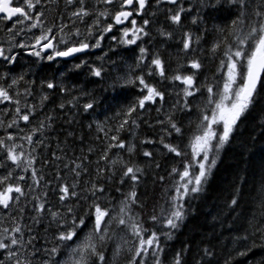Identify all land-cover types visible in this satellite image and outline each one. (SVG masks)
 <instances>
[{
  "label": "snow or ice",
  "instance_id": "1",
  "mask_svg": "<svg viewBox=\"0 0 264 264\" xmlns=\"http://www.w3.org/2000/svg\"><path fill=\"white\" fill-rule=\"evenodd\" d=\"M61 62L88 79L44 76ZM261 105L264 0H0V264H218L207 235L167 249L245 133L259 171L238 153L227 211L258 174L260 219L213 229L235 233L224 264H264ZM150 175L171 181L151 208Z\"/></svg>",
  "mask_w": 264,
  "mask_h": 264
},
{
  "label": "trees",
  "instance_id": "2",
  "mask_svg": "<svg viewBox=\"0 0 264 264\" xmlns=\"http://www.w3.org/2000/svg\"><path fill=\"white\" fill-rule=\"evenodd\" d=\"M174 51L173 48H168L167 51L169 53ZM128 63H132L131 58L128 59ZM175 66V65H173ZM211 67V65H209ZM84 79H88L86 76L77 79V84L79 82L84 81ZM128 90V89H127ZM130 93L125 97L129 101L134 99L132 93H134L135 89H129ZM117 92L121 94L123 97L122 90L117 89ZM113 93L109 91L106 95L111 96ZM171 102V101H170ZM122 106V105H121ZM264 107V105H261ZM112 113L109 112V116ZM153 118L155 117V113L152 114ZM103 119V116H101ZM67 127V125H65ZM255 129L257 135L259 134V129L255 127V125L250 123L249 131ZM243 141L247 143L248 149H242L240 140L233 146V149L227 152V155L222 157L223 162L218 165V169L215 172L214 179L209 186V190L204 194V196L193 203V207L197 209L196 214L189 217V220L185 227L176 235V238L169 242L167 249V258L171 259L172 251L177 250L185 241L193 240L195 243L193 247H197L204 240V236L207 235L208 240H211L215 245V251L217 253L218 264H224V260L228 255V252L231 250L232 245L230 243V239L235 233H229L227 226L217 225L213 229V224L215 221L213 217L219 216L221 220H226L229 215L236 217L238 213H243L245 216H251L253 213H256L257 221L260 219V208L257 203H254L260 193L259 180L260 176L258 174H253L247 176L248 185L244 189V203L241 205V208L238 210V213H229L227 211V201L232 195L233 184L236 181V172H237V164H238V153L240 151H245L246 157H251L253 159L254 167L258 173L259 171V163L261 160V150L259 144H253L251 138L247 133L242 137ZM53 151H55V140H53ZM235 157V158H234ZM162 163H165L162 161ZM166 167L170 168L171 164H166ZM239 167L241 169L247 168L246 164H240ZM159 175H165V171L162 169L158 172ZM171 181H166L165 185L152 183V177L149 176V183L145 188L141 189L142 195L147 199V203L149 208H151L154 202L163 203L160 199L161 196L165 195V187L170 184ZM255 188V190H254ZM115 194V193H114ZM243 222V221H241ZM229 224L233 223L232 220L228 221ZM195 255V252H193ZM191 260V257H189Z\"/></svg>",
  "mask_w": 264,
  "mask_h": 264
},
{
  "label": "flooded vegetation",
  "instance_id": "3",
  "mask_svg": "<svg viewBox=\"0 0 264 264\" xmlns=\"http://www.w3.org/2000/svg\"><path fill=\"white\" fill-rule=\"evenodd\" d=\"M108 43H110V41L106 40L104 51L107 50ZM97 53H99V55H103V51L97 50L96 52L92 53L90 56L86 58L89 59V61L91 60V62L93 63L99 64L100 61L97 59ZM75 62L77 61L74 59L72 63H75ZM63 65H64V62H61L59 67H57L55 64L50 67L46 66L44 76L47 77L48 79H51L53 76H56L58 79L66 80L68 83H71L72 81L74 82V80L77 81V79H81L86 76V75L68 73L67 68H65ZM71 66H72L71 63H69L68 67H71ZM69 76L71 77V80H68Z\"/></svg>",
  "mask_w": 264,
  "mask_h": 264
},
{
  "label": "rangeland",
  "instance_id": "4",
  "mask_svg": "<svg viewBox=\"0 0 264 264\" xmlns=\"http://www.w3.org/2000/svg\"><path fill=\"white\" fill-rule=\"evenodd\" d=\"M170 50V49H169ZM170 51H173V50H170ZM169 52V51H168ZM90 62H91V60H90ZM97 64V63H96ZM174 65V64H173ZM174 67V66H173ZM85 80V79H84ZM69 84H73V85H75V84H77V81H75L74 80V82L72 81L71 83H69ZM119 90H121V89H119ZM124 91V93H123V97H126L127 95H128V93H130V91H129V89L128 90H122V92ZM128 98V97H127Z\"/></svg>",
  "mask_w": 264,
  "mask_h": 264
}]
</instances>
